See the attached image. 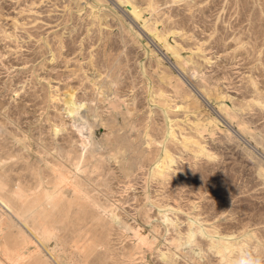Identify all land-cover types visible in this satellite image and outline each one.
<instances>
[{
    "label": "rangeland",
    "instance_id": "1",
    "mask_svg": "<svg viewBox=\"0 0 264 264\" xmlns=\"http://www.w3.org/2000/svg\"><path fill=\"white\" fill-rule=\"evenodd\" d=\"M108 1L0 0V264H264V0Z\"/></svg>",
    "mask_w": 264,
    "mask_h": 264
},
{
    "label": "bare ground",
    "instance_id": "2",
    "mask_svg": "<svg viewBox=\"0 0 264 264\" xmlns=\"http://www.w3.org/2000/svg\"><path fill=\"white\" fill-rule=\"evenodd\" d=\"M108 1V0H107ZM116 1V0H115ZM122 1V0H121ZM120 1V2H121ZM134 1V0H133ZM152 1V0H151ZM155 1V0H154ZM182 1V0H181ZM194 1V0H193ZM108 2H110V0L108 1ZM112 2V1H111ZM117 2V1H116ZM115 2V3H116ZM126 2H128V1H126ZM114 3V4H115ZM118 3V2H117ZM122 3V2H121ZM133 3V2H132ZM135 3V2H134ZM156 3V2H155ZM181 3V2H180ZM186 3H187V1H186ZM76 4V3H75ZM91 4V3H90ZM137 4V3H136ZM149 4V3H148ZM171 4V3H170ZM184 4V3H183ZM190 4V3H189ZM88 5V4H87ZM92 5V4H91ZM116 5V4H115ZM128 5V4H127ZM155 5V4H154ZM139 6V5H138ZM143 6V5H142ZM150 6V5H149ZM159 6H160V4H159ZM172 6H173V4H172ZM177 6V5H176ZM188 6V5H187ZM127 7V6H126ZM88 8V7H87ZM130 8V11L131 12H129V13H131L132 14V16H134L136 19H135V21L138 19L139 20V14L135 11V8L134 7H129ZM159 8V7H158ZM180 8V7H179ZM183 8V7H182ZM194 8V7H193ZM100 10H102V7H101V9ZM148 10V9H147ZM154 10V9H153ZM157 10V9H156ZM161 10H162V8H161ZM161 10L159 9V11H158V13L159 12H161ZM171 10V9H170ZM169 10V11H170ZM96 11V10H95ZM105 11V10H104ZM151 11H152V9H151ZM187 11V10H186ZM191 11V10H190ZM88 12V11H87ZM86 12V13H87ZM97 12V11H96ZM99 12V11H98ZM97 12V13H98ZM103 12V11H102ZM110 12V11H109ZM118 12V11H117ZM142 12V11H141ZM166 12V11H165ZM171 12V11H170ZM152 13V12H151ZM154 13V12H153ZM157 13V12H156ZM157 13V14H158ZM111 14V13H110ZM113 14V13H112ZM190 14V13H189ZM166 16H167V14H165ZM185 15V14H184ZM164 16V15H163ZM162 16V17H163ZM104 17V16H103ZM113 17V16H112ZM169 18V17H168ZM116 19V18H115ZM114 19V20H115ZM129 19V18H128ZM149 19H150V17H149ZM158 19V18H157ZM171 19V18H170ZM175 18H173L172 20H174ZM183 19V18H182ZM96 20V19H95ZM159 20V19H158ZM186 20V19H185ZM157 21V20H156ZM160 21V20H159ZM169 21V20H168ZM177 21V20H176ZM144 22V21H143ZM148 22V21H147ZM150 22V21H149ZM104 23V22H103ZM151 23V22H150ZM166 23H168L167 21H166ZM93 24V23H92ZM121 24V23H120ZM123 24V23H122ZM132 24H133V22H132ZM138 24H139V22H138ZM148 24V23H147ZM152 24V23H151ZM159 24V23H158ZM170 24H172V22H170ZM100 25V24H99ZM155 25V24H154ZM153 25V26H154ZM167 25V24H166ZM179 25V24H178ZM177 25V26H178ZM121 26V25H120ZM156 26V25H155ZM165 26V25H164ZM171 26V25H170ZM176 26V27H177ZM179 26H181V25H179ZM125 27V26H124ZM128 27H130L129 25H128ZM133 27H135L134 25H133ZM172 27V26H171ZM100 28V27H99ZM122 28V27H121ZM140 28H141V26H140ZM155 28H157V27H155ZM167 28V27H166ZM179 28V27H178ZM181 28V27H180ZM133 29V28H132ZM145 29H146V27H145ZM152 29V28H151ZM169 29V28H168ZM171 29V28H170ZM183 29V28H182ZM181 29V31H183ZM126 30V29H125ZM141 30V29H140ZM158 30V29H157ZM167 30V29H166ZM172 30V29H171ZM131 31V30H130ZM139 31V30H138ZM144 31V30H143ZM151 31V30H150ZM154 31V30H153ZM176 31V30H175ZM141 32V31H140ZM156 32V31H155ZM162 32V31H161ZM122 33V32H121ZM134 33V32H133ZM145 33V32H144ZM144 33L142 34V35H144ZM158 33V32H157ZM171 33V32H170ZM159 34V33H158ZM157 34V35H158ZM110 35V34H109ZM133 35V34H132ZM146 35V34H145ZM154 35H155V33H154ZM120 36V35H119ZM148 36V35H147ZM146 36V37H147ZM160 36V35H159ZM175 36V35H174ZM138 37V36H137ZM152 37V36H151ZM164 37V36H163ZM177 37V36H176ZM180 37V36H179ZM153 38V37H152ZM156 39H157V41L159 42L160 40H159V38L158 37H155ZM173 38V37H172ZM124 39V38H123ZM167 39H169V38H167ZM164 40V39H163ZM176 40V39H175ZM121 41V40H120ZM130 41V40H129ZM132 41V40H131ZM162 41V40H161ZM177 41V40H176ZM166 42H167V40H166ZM124 43V42H123ZM162 43H164V41H162ZM168 43V42H167ZM130 44V43H129ZM156 44V43H155ZM161 45V44H160ZM165 44H163V46H164ZM167 45V44H166ZM168 45H170V44H168ZM128 46V45H127ZM153 46V45H152ZM155 46V45H154ZM172 46V45H171ZM174 46V45H173ZM170 47V46H169ZM179 47V46H178ZM198 47V46H197ZM105 49V48H104ZM127 49H130V48H127ZM158 50H159V48H157ZM169 50H172V49H169ZM195 50V49H194ZM103 51V50H102ZM156 51V50H155ZM162 51V50H161ZM177 51H179V50H177ZM120 52V51H119ZM159 52V51H158ZM163 52V51H162ZM180 52V51H179ZM193 52V51H192ZM93 53V52H92ZM94 53H96V52H94ZM98 53V52H97ZM127 53V52H126ZM164 53H165V51H164ZM118 54V53H117ZM192 54V53H191ZM89 55V54H88ZM125 55V54H124ZM170 55V54H169ZM90 56V55H89ZM95 56V55H94ZM159 56V55H158ZM190 56V55H189ZM112 57H115L114 55L112 56ZM121 57V56H120ZM195 57V56H194ZM102 58V57H101ZM167 58H168V56H167ZM204 58V57H203ZM112 59V58H111ZM122 59V58H121ZM128 59V58H127ZM170 59V58H169ZM173 59V58H172ZM184 59V58H183ZM89 60V59H88ZM114 60V59H113ZM171 60V59H170ZM184 60H186V59H184ZM93 61V60H92ZM120 61V60H119ZM166 61H168V59L166 60ZM191 61V60H190ZM115 62V61H114ZM175 62V61H174ZM178 62V61H177ZM193 62H195V61H193ZM90 63H91V61H90ZM99 63H101V61L99 62ZM186 63V62H185ZM189 64H190V62H188ZM187 63V64H188ZM112 64V63H111ZM124 64V63H123ZM173 64V63H172ZM193 64V63H192ZM93 65V64H92ZM106 65H108V64H106ZM169 65V64H168ZM174 65H176L177 66V64H174ZM183 65V64H182ZM111 66V65H110ZM184 66V65H183ZM95 67V66H94ZM106 67V66H105ZM109 67V66H108ZM113 67V66H112ZM178 67H179V64H178ZM199 67V66H198ZM201 67V66H200ZM177 68V67H176ZM181 68H182V66H181ZM179 69V68H178ZM90 70V69H89ZM97 70V69H96ZM103 70V69H102ZM106 70V69H105ZM187 70V69H186ZM194 70V69H193ZM200 70V69H199ZM115 71V70H114ZM175 71V70H174ZM120 72H122L121 70H120ZM191 72V71H190ZM105 73V72H104ZM108 73V72H107ZM107 73H105V74H107ZM94 74V73H93ZM118 74V73H117ZM170 74H171V72H170ZM184 74V73H183ZM192 74V73H191ZM199 74H200V71H199ZM91 75V74H90ZM99 75H101V74H99ZM197 75V74H196ZM88 76V75H87ZM96 76V75H95ZM95 76H94V79H95ZM108 76H110V75H108ZM172 76V75H171ZM84 77V76H83ZM116 77V76H115ZM93 78V77H92ZM91 78V79H92ZM119 78V77H118ZM89 79V78H88ZM105 79V78H104ZM103 79V80H104ZM116 79V78H115ZM117 80V79H116ZM95 81V80H94ZM98 80H96V82H97ZM105 81V80H104ZM88 82V81H87ZM96 82L94 83V84H96ZM101 82H99V84H100ZM105 83V82H104ZM103 83V84H104ZM107 83H109V82H107ZM110 83H112V82H110ZM102 84V85H103ZM119 84V83H118ZM92 85V84H91ZM94 86V85H93ZM105 86V85H104ZM107 86V85H106ZM109 86H111V84L109 85ZM98 87V86H97ZM108 87V86H107ZM114 87V86H113ZM116 87V86H115ZM118 87V86H117ZM177 87H179V86H177ZM183 87V86H182ZM92 88V87H91ZM106 88V87H105ZM108 88H110V87H108ZM181 88V87H180ZM187 88V87H186ZM87 89V88H86ZM88 89H90V88H88ZM99 89V88H98ZM108 90V89H107ZM185 90H187V89H185ZM86 91V90H85ZM91 91V90H90ZM97 91V90H96ZM101 91H102V89H101ZM166 92V91H165ZM164 92V93H165ZM188 92V91H187ZM207 92V91H206ZM112 93V92H111ZM168 93H170V92H168ZM171 93H173V92H171ZM195 93V92H194ZM204 93V92H203ZM87 94H89V93H87ZM91 94V93H90ZM95 94V93H94ZM97 94V93H96ZM99 94H101V93H99ZM106 94H107V92H106ZM162 94V93H161ZM186 94V93H185ZM188 94V93H187ZM190 94V93H189ZM188 94V95H189ZM93 95V94H92ZM102 95H103V92H102ZM108 95V94H107ZM167 95V94H166ZM196 95V94H195ZM194 95V96H195ZM204 95V94H203ZM87 96V95H86ZM174 96V95H173ZM206 96V95H205ZM205 96H204V99H205ZM109 97V96H108ZM188 97V96H187ZM190 97V96H189ZM97 98V97H96ZM118 98V97H117ZM177 98V97H176ZM197 98V97H196ZM90 99V98H89ZM121 99V98H120ZM157 99V98H156ZM161 99V98H160ZM85 100V99H84ZM93 100V99H92ZM123 100V99H122ZM154 100V99H153ZM162 101H163V99H161ZM199 100V99H198ZM81 101H82V99H81ZM80 101V102H81ZM90 101V100H89ZM158 101V100H157ZM95 102V101H94ZM102 102V101H101ZM208 102V101H207ZM87 103V102H86ZM91 103V102H90ZM118 103V102H117ZM197 103V102H196ZM93 104V103H92ZM95 104V103H94ZM164 104V103H163ZM220 104H221V100H220ZM223 104H224V102H223ZM80 105V104H79ZM101 105V104H100ZM106 106V105H105ZM219 106V105H218ZM79 107V106H78ZM82 107V106H81ZM88 107V106H87ZM93 107V106H92ZM83 108V107H82ZM96 108V107H95ZM218 108V107H217ZM216 108V109H217ZM91 109V108H90ZM104 109V108H103ZM106 109V108H105ZM104 109V110H105ZM123 110H125L124 108H122ZM227 108H225V110H226ZM79 110V109H78ZM88 110V109H87ZM86 110V111H87ZM99 110V109H98ZM218 110V109H217ZM82 111H84V110H82ZM221 111V110H220ZM81 112V111H80ZM80 112H79V114H80ZM85 112V111H84ZM87 112H89V110L87 111ZM86 112V113H87ZM103 112V111H102ZM118 112V111H117ZM125 112V111H124ZM162 113V112H161ZM226 113V112H225ZM91 113H89V115H90ZM112 114V113H111ZM110 114V115H111ZM123 114V113H122ZM229 114V113H228ZM76 115V114H75ZM78 115V114H77ZM89 115H88V117H89ZM171 115V114H170ZM195 115V114H194ZM97 116H98V114H97ZM104 116V115H103ZM200 116V115H199ZM77 117H79V116H77ZM99 117H100V115H99ZM106 117V116H105ZM121 117V116H120ZM75 118V117H74ZM110 118V117H109ZM223 118V117H222ZM225 118V117H224ZM223 118V119H224ZM226 118H228V117H226ZM84 119H85V117H84ZM91 119H92V117H91ZM175 119V118H174ZM80 120V119H79ZM83 120V119H82ZM116 120V119H115ZM173 120V119H172ZM209 120H210V118H209ZM76 121H78L77 120V118H76ZM83 121H85V120H83ZM107 121H108V119H107ZM126 121V120H125ZM135 121V120H134ZM225 121V120H224ZM99 122V121H98ZM196 122V121H195ZM209 122H211V121H209ZM92 123V122H91ZM124 123V122H123ZM215 123V122H214ZM227 123V122H226ZM81 124V123H80ZM82 124H83V122H82ZM90 124V123H89ZM100 124H102V122L100 123ZM106 124V126H107V123H105ZM117 124V123H116ZM135 124V123H134ZM134 124H132V125H134ZM152 124V123H151ZM203 124V123H202ZM124 125H126V123H124ZM130 125V124H129ZM127 126V125H126ZM203 126V125H202ZM97 127V126H96ZM103 127V126H102ZM101 127V128H102ZM108 127V126H107ZM106 127V128H107ZM109 127H111V126H109ZM116 127V126H115ZM119 127V126H118ZM118 127H116V129L118 128ZM172 127V126H171ZM100 128V127H99ZM123 128V127H122ZM125 128V127H124ZM130 128V127H129ZM137 128V127H136ZM159 128V127H158ZM157 128V129H158ZM207 128V127H206ZM205 128V129H206ZM210 128V127H209ZM0 129H3V128H0ZM82 129H83V127H82ZM89 129V128H88ZM88 129H86V130H88ZM147 130H148V128H146ZM85 130V131H86ZM115 130V129H114ZM122 130V129H121ZM125 130V129H124ZM155 130V129H154ZM199 130V129H198ZM0 131H2V130H0ZM84 131V130H83ZM89 131V130H88ZM92 131V130H91ZM108 131V130H107ZM131 131V130H130ZM145 131V130H144ZM205 131V130H204ZM212 131V130H211ZM241 131V130H240ZM112 132H114V131H112ZM148 132V131H147ZM237 132V131H236ZM109 133V132H108ZM118 133H120V131L118 132ZM128 133H129V131H128ZM142 133V132H141ZM140 133V134H141ZM172 133V132H171ZM202 133V132H201ZM220 133V132H219ZM88 134V133H87ZM86 134V135H87ZM90 134V133H89ZM139 134V133H138ZM154 134V133H153ZM91 135V134H90ZM95 135V134H94ZM105 135V134H104ZM115 135H117V134H115ZM156 135V134H155ZM83 136H85V135H83ZM88 136V135H87ZM141 136V135H140ZM158 136V135H157ZM174 136V135H173ZM184 136V135H183ZM91 137V136H90ZM142 137V136H141ZM185 137H187V136H185ZM92 138V137H91ZM117 138H119V135H118V137H116L115 139H117ZM140 138V137H139ZM146 138V137H145ZM155 138V137H154ZM165 138V137H164ZM158 139H160V138H158ZM89 140V139H88ZM91 141H93L92 139H90ZM96 140V139H95ZM120 140V139H119ZM151 140V139H150ZM149 140V141H150ZM155 140H157V139H155ZM195 140V139H194ZM114 141V140H113ZM58 143V142H57ZM92 143V142H91ZM90 143V144H91ZM96 143V142H95ZM115 143V141L113 142V144ZM155 143V142H154ZM167 143V142H166ZM86 144V143H85ZM102 144V143H101ZM116 144V146H117V143H115ZM124 144V143H123ZM133 144V143H132ZM156 144V143H155ZM55 145V144H54ZM58 145V144H57ZM88 145V144H87ZM86 145V146H87ZM99 145V144H98ZM109 145V144H108ZM122 145V144H121ZM135 145V144H134ZM148 145V144H147ZM163 145V144H162ZM56 146V145H55ZM129 146V145H128ZM137 146V145H136ZM58 147V146H57ZM87 147H89V146H87ZM91 147V146H90ZM109 147H111V146H109ZM135 146H133V148H134ZM100 148V147H99ZM113 148V147H112ZM122 148V147H121ZM123 148H125V147H123ZM132 148V147H131ZM131 148H129V149H131ZM142 148V147H141ZM85 149V148H84ZM83 149V150H84ZM94 149V148H93ZM96 149V148H95ZM98 149V148H97ZM96 149V150H97ZM114 149V148H113ZM126 149V148H125ZM164 149V148H163ZM58 150H59V148H58ZM109 150V149H108ZM118 150V149H117ZM52 151V150H51ZM57 151V150H56ZM63 151V150H62ZM65 151V150H64ZM63 151V152H64ZM95 151V150H94ZM106 151V150H105ZM111 151V150H110ZM114 151H115V149H114ZM126 151H128V150H126ZM130 151V150H129ZM134 151V150H133ZM50 152V151H49ZM62 152V153H63ZM86 152H87V150H86ZM45 153V152H44ZM50 153H52V152H50ZM65 153V152H64ZM66 153H67V151H66ZM85 153V152H84ZM109 153V152H108ZM131 153V152H130ZM142 153V152H141ZM48 154V153H47ZM56 154H57V152H56ZM97 153H95V155H96ZM110 154V153H109ZM111 154H112V152H111ZM122 154V153H121ZM132 154H135V153H132ZM131 154V155H132ZM61 156H62V154H60ZM59 155V156H60ZM63 155H65V154H63ZM83 155V154H82ZM85 155V154H84ZM43 156H46L45 154L43 155ZM57 156V155H56ZM58 156V157H59ZM88 156V155H87ZM97 156V155H96ZM122 156H123V154H122ZM136 156H137V154H136ZM141 156H143V155H141ZM140 156V157H141ZM35 157V156H34ZM65 158H66V156H64ZM86 157V156H85ZM84 157V158H85ZM91 157V156H90ZM109 157H110V155H109ZM124 157V156H123ZM128 157V156H127ZM138 157V156H137ZM160 157V156H159ZM38 158V157H37ZM44 158V157H43ZM62 158V157H61ZM73 158H75V157H73ZM77 158V157H76ZM93 158V157H92ZM98 158V157H97ZM100 158V157H99ZM120 158H122V157H120ZM133 158V157H132ZM142 158V157H141ZM52 159H53V157H52ZM60 159V158H59ZM67 159V158H66ZM79 159V158H78ZM94 159V158H93ZM118 159V158H117ZM131 159V158H130ZM163 159V158H162ZM44 160H45V158H44ZM73 160V159H72ZM82 160V159H81ZM90 160V159H89ZM99 160V159H98ZM124 160V159H123ZM127 160H129V159H127ZM36 161V160H35ZM66 161V160H65ZM67 161L69 162V159H67ZM78 161V160H77ZM91 161V160H90ZM95 161V160H94ZM100 161V160H99ZM130 161V160H129ZM173 161V160H172ZM2 162V161H1ZM4 162V161H3ZM33 162V161H32ZM40 162V161H39ZM117 162V161H116ZM120 162V161H119ZM122 162V161H121ZM132 162H133V159H132ZM38 163V162H37ZM73 163V162H72ZM76 163V162H75ZM92 163V162H91ZM136 163V162H135ZM141 163V162H140ZM158 163V162H157ZM40 164H41V162H40ZM39 164V165H40ZM49 164H50V162H49ZM67 164V163H66ZM96 164V163H95ZM125 164V163H124ZM31 165V164H30ZM44 165V164H43ZM47 165V164H46ZM71 165V164H70ZM74 165V164H73ZM128 165V164H127ZM170 165V164H169ZM78 166H79V163H78ZM86 166V165H85ZM92 166V165H91ZM90 166V167H91ZM101 166V165H100ZM152 166V165H151ZM162 166V165H161ZM29 167V166H28ZM33 167V166H32ZM52 167V166H51ZM67 167V166H66ZM70 167V166H69ZM89 167V166H88ZM155 167V166H154ZM160 167V166H159ZM158 167V168H159ZM38 168V167H37ZM43 168V167H42ZM58 168V167H57ZM84 168V167H83ZM83 168H81V169H83ZM93 168V167H92ZM97 168V167H96ZM103 168H105V167H103ZM121 168V167H120ZM126 168V167H125ZM164 168V167H163ZM167 168V167H166ZM28 168L26 167V170H27ZM39 169V168H38ZM41 169V168H40ZM56 169V168H55ZM67 169V168H66ZM76 169V168H75ZM170 169V168H169ZM33 170V169H32ZM69 170V169H68ZM93 170V169H92ZM125 170V169H124ZM129 170H130V168H129ZM157 170V169H156ZM73 171V170H72ZM77 171V170H76ZM96 171V170H95ZM98 171V170H97ZM127 171V170H126ZM134 171V170H133ZM28 172V171H27ZM58 172H59V170H58ZM156 172V171H155ZM9 173V172H8ZM123 173H125V172H123ZM130 173V172H129ZM7 174V173H6ZM29 174H30V171H29ZM28 174V175H29ZM76 174V173H75ZM79 174V173H78ZM93 174V173H92ZM39 175H40V173H39ZM70 175V174H69ZM97 175H99V174H97ZM74 176V175H73ZM82 176V175H81ZM17 177V176H16ZM28 177H30V176H28ZM39 177H41V176H39ZM44 177V176H43ZM65 177V176H64ZM75 177V176H74ZM83 177V176H82ZM23 178H25V177H23ZM31 178V177H30ZM30 178H28V179H30ZM57 178H58V176H57ZM81 178V177H80ZM9 179H11V177L9 178ZM12 179H14V178H12ZM35 179V178H34ZM67 179H68V177H67ZM92 179V178H91ZM15 180V179H14ZM17 181H18V179H16ZM20 180V179H19ZM25 180L27 181V179L25 178ZM33 180V179H32ZM31 180V181H32ZM100 180V179H99ZM103 180V179H102ZM101 180V181H102ZM29 181V180H28ZM61 181H62V178H61ZM72 181H73V178H72ZM71 181V182H72ZM15 183H16V181H14ZM13 182V183H14ZM94 182V181H93ZM1 183H2V181H1ZM22 183V182H21ZM24 183V182H23ZM30 183V182H29ZM36 183V182H35ZM44 183V182H43ZM62 183V182H61ZM27 184H28V182H27ZM32 184V183H31ZM70 184V183H69ZM19 185V184H18ZM14 186H15V184H14ZM91 186V185H90ZM88 187V186H87ZM92 187V186H91ZM93 188V187H92ZM56 189V191H55V193L54 194H57L59 191H60V189H61V187L60 186H58V187H56L55 188ZM93 190V189H92ZM84 192V191H83ZM98 192H99V190H98ZM61 193H63V190L61 191ZM74 193V192H73ZM87 194V193H86ZM102 194H103V192H102ZM9 196V195H8ZM30 196V195H29ZM82 196V195H81ZM92 196V195H91ZM102 196V195H101ZM6 197V196H5ZM73 198V197H72ZM101 198V197H100ZM106 198V197H105ZM107 199H109V197L107 198ZM49 200V199H48ZM62 200V199H61ZM104 200V199H103ZM26 195H23V193H18V196L17 197H10V198H7V205H8V207L12 210V212H13V215H15L16 216V218H18V219H20V222L22 221V223L24 222V224H26V222H25V219H24V216L26 215V214H28L30 211H29V209H30V205L28 206L27 204H26ZM88 202V201H87ZM109 202V201H108ZM55 202L54 201H51V199L48 201V205H52V204H54ZM105 203V202H104ZM56 205H57V203H56ZM100 205H102V203L100 204ZM39 206V205H38ZM44 206V205H43ZM91 206V205H90ZM4 207V206H3ZM107 207V206H106ZM8 208V209H9ZM39 209V208H38ZM101 210V209H100ZM107 210V209H106ZM1 212V211H0ZM73 212V211H72ZM109 212V211H108ZM7 213V212H6ZM9 213H10V211H9ZM38 213V212H37ZM109 214V213H108ZM9 215V214H8ZM10 216H12V215H10ZM14 216V217H15ZM8 217V216H7ZM13 218V217H12ZM14 219V218H13ZM15 220V219H14ZM37 220V219H36ZM1 221V220H0ZM11 221H13V220H11ZM14 222V221H13ZM16 222V221H15ZM14 222V223H15ZM120 222V221H119ZM1 223V222H0ZM17 223V222H16ZM47 223L48 224H50V222L47 220ZM28 224V223H27ZM19 225V224H18ZM21 225V224H20ZM52 225V224H51ZM117 225V224H116ZM1 226V225H0ZM7 226V225H6ZM25 226V225H24ZM31 226V225H30ZM119 226H120V223H119ZM13 226H11V228H12ZM18 227V226H17ZM21 227V226H20ZM6 228V227H5ZM28 228V227H27ZM1 229V228H0ZM26 229V228H25ZM25 229H23V230H25ZM4 230H6V229H4ZM21 230H22V228H21ZM82 230V229H81ZM115 230V229H114ZM9 231V230H8ZM27 231V230H26ZM92 231V230H91ZM191 232H192V230H190ZM0 232H2V231H0ZM16 232V231H15ZM8 233V232H7ZM21 233V232H20ZM204 233V232H203ZM3 234V233H2ZM18 234V233H17ZM220 234V233H219ZM222 234V233H221ZM20 235V234H19ZM222 236H224V235H222ZM248 236V235H247ZM217 237V236H216ZM21 238V237H20ZM33 238V237H32ZM207 239V238H206ZM240 239V238H239ZM238 239V240H239ZM19 240V239H18ZM21 240V239H20ZM32 240V239H31ZM52 240V239H51ZM29 242V241H28ZM139 242V241H138ZM224 244V243H223ZM27 245H28V243H27ZM59 245V244H58ZM142 245V244H141ZM149 245V244H148ZM232 245V244H231ZM54 246H56L55 244H54ZM53 246V247H54ZM61 246V245H60ZM68 246H69V244H68ZM192 246V245H191ZM26 247V246H25ZM168 247V246H167ZM218 247V246H217ZM20 247H18V249H19ZM24 248V247H23ZM57 248H58V246H57ZM59 248H61V247H59ZM224 248V247H223ZM31 249V248H30ZM43 249V248H42ZM46 249V248H45ZM103 249V248H102ZM216 249V248H215ZM26 250V249H25ZM35 250H36V248H35ZM174 250V249H173ZM16 251H18V250H16ZM30 251V250H29ZM163 251V250H162ZM172 251V250H171ZM28 252V251H27ZM33 253H34V251H33ZM47 253V252H46ZM22 254V253H21ZM25 254V253H24ZM50 254V253H49ZM117 254V253H116ZM240 255V254H239ZM20 256V255H19ZM34 256V255H33ZM62 256V255H61ZM71 257V256H70ZM73 257V256H72ZM218 257V256H217ZM51 258V257H50ZM54 258V257H53ZM158 258H161V257H158ZM182 258V257H181ZM59 259V258H58ZM63 259V258H62ZM70 259V258H69ZM183 259V258H182ZM49 260H51L52 261V259H49ZM54 260V259H53ZM72 260V259H71ZM179 260V259H178ZM241 260V259H240ZM55 261V260H54ZM63 261H65V260H63ZM163 262V261H162ZM49 263V262H48ZM55 263V262H54ZM185 263V262H184ZM50 264V263H49ZM56 264V263H55Z\"/></svg>",
    "mask_w": 264,
    "mask_h": 264
}]
</instances>
